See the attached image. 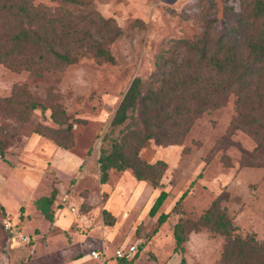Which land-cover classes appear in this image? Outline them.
Here are the masks:
<instances>
[{
  "label": "rangeland",
  "instance_id": "rangeland-1",
  "mask_svg": "<svg viewBox=\"0 0 264 264\" xmlns=\"http://www.w3.org/2000/svg\"><path fill=\"white\" fill-rule=\"evenodd\" d=\"M92 1V9L115 18L124 31L107 43L115 62L86 52L73 64L47 61L42 76L0 65V126L11 140L6 160L0 156V264H100L102 257L90 256L93 249L103 251L106 264H125L115 252L131 244L138 253L132 264H181L182 259L185 264H219L225 236L202 222L218 196L220 209L238 227L234 233L253 235L264 244V166L243 160V151H253L256 140L243 130L230 132L237 113L233 96L190 121V130L177 144L148 140L141 157L168 163L159 188L137 181L131 170L111 172L107 186L121 192L117 200L122 198L124 203L114 226L104 222L102 207L108 196L100 190V174L97 176V168L86 169L87 159H95L97 165L103 137L111 132L116 109L132 80L140 76L149 82L157 70V57L165 52L177 59L189 56L187 47L179 46L180 40L194 44L209 30L216 40L226 32L228 7L241 10L242 0ZM35 3L58 5L53 0ZM32 102L40 108L29 113ZM163 116L166 113L161 112L156 120ZM130 123L116 127L112 136L122 138L125 131H132L135 122ZM128 124L130 128L124 129ZM57 148L82 160L73 169L62 166L58 178L66 188L53 205L56 213L66 209L72 214L74 220L67 228L71 240L53 236L47 224L50 220L44 216L40 231L25 230L30 243L1 253L7 246L3 221L10 219L22 229L21 213L27 214L45 196H35L28 204L31 194L21 188V166L32 171L28 174L33 181L39 179L32 176L43 167L51 180L49 187H54L56 172L43 165L45 161L50 164ZM161 191L166 197L151 214ZM162 214L166 220L155 234ZM98 229L104 232L97 236ZM176 231L183 239L179 244Z\"/></svg>",
  "mask_w": 264,
  "mask_h": 264
},
{
  "label": "trees",
  "instance_id": "trees-1",
  "mask_svg": "<svg viewBox=\"0 0 264 264\" xmlns=\"http://www.w3.org/2000/svg\"><path fill=\"white\" fill-rule=\"evenodd\" d=\"M53 1L57 2L56 7L36 4L35 0H0V65L42 76V66L47 61L73 64L86 52L99 60L115 62L107 43L124 32L115 18L92 9V0ZM228 10L226 32L216 40L210 30L194 44L180 40L179 46H186L189 56L177 59L167 57L165 52L157 57V70L150 75L149 82L140 76L132 80L116 109L111 132L103 137L98 159L101 183H108L114 170H131L137 181H147L159 188L168 163L149 162L141 157L148 140L177 144L190 130V121L210 106H220L227 96L235 98L237 112L230 132L243 130L257 143L253 151H243V160L249 165L264 166V0H242L241 10L233 6ZM38 108L40 104L32 102L29 113ZM154 111L159 113L153 115ZM161 112L166 116L156 120ZM128 120L130 124L135 122L132 131H125L122 138L112 136L114 129ZM130 124L124 129L130 128ZM9 145L10 135L0 126V156L4 160ZM57 196L58 189L54 188L50 195L36 200V207L51 222ZM165 197L166 192L161 191L151 214ZM103 216L106 225L114 226L116 218L109 210L104 209ZM165 220L166 215L162 214L155 234ZM202 220L225 236L219 264H264V244L253 235L234 233L238 227L220 209L219 196ZM5 231L7 241L10 232ZM175 235L179 244L183 239L177 231ZM137 254L132 259H119L132 264ZM185 263L182 259L181 264Z\"/></svg>",
  "mask_w": 264,
  "mask_h": 264
},
{
  "label": "crops",
  "instance_id": "crops-1",
  "mask_svg": "<svg viewBox=\"0 0 264 264\" xmlns=\"http://www.w3.org/2000/svg\"><path fill=\"white\" fill-rule=\"evenodd\" d=\"M49 161H50V164L48 163V161H45L44 162L45 165H43V166L53 168L54 171L56 172V174L54 176L57 179V182H53V183H55L53 185L54 187H52V186L49 187V183H51V180L49 181V177H47V175H49V174L45 170H43V167H41V171L38 172L37 176H32L35 178H39L36 181H33V178H31L28 174V173H31L32 171L25 169L21 166V188H22V190H24V191L26 190L27 193L31 194V199L28 202V204H30V205L36 199L35 196L50 195V188L51 189L52 188L58 189L57 198H59L61 195V192H63V189L66 188L64 183L61 182V178H58V176H61V174H63V170H61L62 166L64 165V167H70L73 169L75 163L76 164H79V163L82 164V160L80 157L76 156L75 154L66 153L61 148L60 149L57 148L54 150L53 154L50 156ZM32 163L35 166H37V164H38V162H36V161H32ZM96 163H97L98 167H97V165H95V159H89V160L87 159L86 169L94 170L97 168V176H98L100 174V169H99V162H97V159H96ZM37 167H40V166H37ZM28 178L30 180H28ZM92 185H94V181H93ZM99 186H100V190H101L102 194L104 193L108 196L107 200L105 202H103L102 213H103L104 209H107L116 218L118 216V214H120V210L122 207L121 203H123L122 198H121L122 202L120 200H117L118 198H120L121 192L116 193L115 190H112V189L109 190L107 183L103 184V183H101V181H100ZM89 187H91V185ZM38 188L39 189L41 188V190L36 191ZM119 194H120V196H119ZM115 200H117L118 204L115 202ZM56 201H57V199H56ZM21 206H22V208H24V206L22 204H21ZM124 206H123V208H124ZM28 211L29 212L27 214L21 213V228L23 227L22 230L24 232H25V230L27 231V230L31 229L29 232L36 233V232H38V230L40 231L41 225L43 223V218L45 215L35 205H34V207H31ZM61 211L62 212H57V213L55 212L54 222L52 223L51 221L48 220L51 224L50 223H47V224H49V228H52L51 234H53V236H55L56 238H59L62 241H63L64 237L71 240V238L68 235L67 228L70 225V222L72 220H74V218H73V216L69 210L66 211V209H62ZM103 218H104V216H103ZM50 225H53V226L51 227ZM46 227H48V225H46ZM98 230L99 231H97L95 233L97 236L103 229H101V230L98 229ZM102 232H104V231H102ZM64 235H66V236H64ZM107 264H109V262Z\"/></svg>",
  "mask_w": 264,
  "mask_h": 264
},
{
  "label": "built area",
  "instance_id": "built-area-1",
  "mask_svg": "<svg viewBox=\"0 0 264 264\" xmlns=\"http://www.w3.org/2000/svg\"><path fill=\"white\" fill-rule=\"evenodd\" d=\"M74 209V208H72ZM3 226L4 228L10 232V235L7 239V246H6V250L7 249H13L15 247L20 246L22 243L26 244V243H30V236L28 234H26L24 231H22V229H20V227H18L16 224H14L10 219H5L3 221ZM137 252V246L136 245H130L128 248L126 246L120 247L116 250L115 255L118 258H126V259H132L134 257V255ZM102 252L93 249L90 252V256L93 259H101L102 257V261H100V264H106V258L104 256H102L101 254Z\"/></svg>",
  "mask_w": 264,
  "mask_h": 264
}]
</instances>
